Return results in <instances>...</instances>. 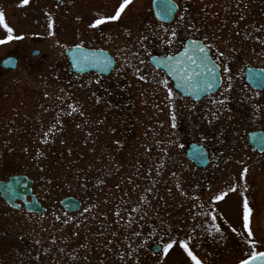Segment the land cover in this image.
Here are the masks:
<instances>
[{
	"label": "rangeland",
	"instance_id": "374dc122",
	"mask_svg": "<svg viewBox=\"0 0 264 264\" xmlns=\"http://www.w3.org/2000/svg\"><path fill=\"white\" fill-rule=\"evenodd\" d=\"M203 4L215 5L204 17L213 12L225 43H242L244 27H254L264 44V0ZM79 7L72 13L65 0H0L5 23L23 37L0 45V61L20 56L15 69L0 65V180L27 174L47 207L31 213L0 197V264H194L178 244L163 253L169 238L186 241L202 264H235L252 250L237 235L245 197L256 250H264V154L241 153L232 168L238 175L197 193L170 129L166 94L139 59L121 67L131 82L121 92L113 79L67 69L65 49L80 42ZM89 33L81 39L103 44L104 36ZM67 196L79 198L81 209L65 211L60 200Z\"/></svg>",
	"mask_w": 264,
	"mask_h": 264
},
{
	"label": "flooded vegetation",
	"instance_id": "af4514ba",
	"mask_svg": "<svg viewBox=\"0 0 264 264\" xmlns=\"http://www.w3.org/2000/svg\"><path fill=\"white\" fill-rule=\"evenodd\" d=\"M104 1L65 0L72 13L73 4H80L74 14L82 22V25L78 26L80 34L75 30L80 42L68 48L79 44L88 49L104 52V58L114 62L109 73L91 71L83 75L93 74L102 82L113 79L112 81L117 82L115 86L118 92L131 85L130 81L125 80L121 67L139 65L134 62L135 59L143 61L141 65L147 70L148 79L151 77L149 81L160 85L166 94L170 129L179 151L191 165L192 186L197 189V193L205 191L212 185L213 180L219 177L230 178L238 175L232 168L237 166L235 159L241 153L264 154V151L258 150L251 140V136L264 134V81L259 80V75L255 81L249 76L250 71L257 74L264 71L263 36L256 32L254 27L249 28L250 30L244 27L242 43H225L220 30L216 28L213 12L207 19L204 17V14L215 6L214 4L205 7L204 0H174L177 8L172 17L161 20L157 13L165 0L156 7L154 0H132L118 20L109 21L96 29L90 28V23L98 15L114 14L122 2L112 0L110 5H106ZM88 4H95L96 7L102 4L103 8H87ZM249 10L252 11L251 8ZM74 26L69 25V33L74 32ZM173 30L176 32L174 38ZM87 32L99 34L97 39L100 40L104 36L103 44L89 45L86 40L81 39ZM255 36L258 39L256 41L253 38ZM193 40L204 46L211 61L218 65L221 79L217 86L211 89L206 87L207 92L186 94L175 86L169 71L160 64L157 65L156 60L176 56L177 60H183V65L179 64L182 74L185 69L189 73L193 70L199 71L200 67L188 63L183 57L186 50L194 47L189 44ZM254 49H259V53L250 54ZM139 52L141 54L137 57ZM221 52L223 56L219 55ZM7 55H14L18 60L20 58L18 54ZM196 55L199 56L198 53ZM65 60L71 74L83 76L72 71L68 57H65ZM224 67L229 69L228 73L223 71ZM229 76L231 81L228 80ZM201 78L200 80L205 82L206 75ZM164 81H167V85ZM187 87L193 92L194 89L202 88L196 76L185 86ZM169 88L173 93L171 98L168 97ZM220 100H224V103H213ZM188 154L194 157V160L188 158Z\"/></svg>",
	"mask_w": 264,
	"mask_h": 264
},
{
	"label": "snow or ice",
	"instance_id": "6c2138e0",
	"mask_svg": "<svg viewBox=\"0 0 264 264\" xmlns=\"http://www.w3.org/2000/svg\"><path fill=\"white\" fill-rule=\"evenodd\" d=\"M24 4H27L29 0H22ZM132 3V0H122V2L119 4V6L115 9L114 14L111 15H98L96 19H94L89 27L96 29L100 26L104 25L105 23L109 21H116L121 17V14L125 12V9ZM177 8V5L175 4L174 0H165V3L163 6L159 9L157 16L161 20H168L170 17H172L174 10ZM183 20V17L180 18ZM0 25H3V28L6 29V36L5 38L0 39V45L6 44L12 40H21L23 39L22 36L19 35H13V28H11L7 23H5L4 13L0 11ZM51 27V24L49 25ZM167 31V30H166ZM176 36L175 30L172 31V37L174 38ZM171 43V40L169 41ZM190 45H194V47H190L188 50H186L183 53V57L187 59L188 63L192 65H197L200 67L203 71L202 72H195L193 70L191 73L188 72L187 69H185L184 73L179 75L177 77L178 81H181L177 83V88H183L187 84H189L195 76L199 75H206L205 79V85L208 89H211L215 87L221 77L219 76L218 72V65L211 61V58L208 55V52L206 51L205 47L202 46L198 41H190ZM77 52L81 51V45L77 44L76 46ZM190 52L192 54H190ZM196 53L199 54V56L196 55ZM92 55H95L94 53ZM220 56H223L224 54L221 52L219 53ZM88 57H85V60H87ZM156 60V58H153ZM73 60L77 61L76 56H73ZM173 60L172 56H167L164 58L163 61L156 60L157 65L160 63H164L165 66L169 67L170 69L173 68V65L169 63ZM10 62V61H6ZM78 62V61H77ZM105 64L110 63L109 60L105 59ZM143 63V61H141ZM178 64L183 65V60H178ZM211 65V66H209ZM223 71L225 73L229 72V69L227 67L223 68ZM173 74H175V70H173ZM259 75V80L264 81V71H262L260 74H257L255 72L250 71L249 76L254 81L257 79V76ZM140 79H144L143 76L140 77ZM228 80L231 81V77H228ZM165 85H167V81H164ZM231 85L229 84V87ZM173 95L171 88L168 89V97L171 98ZM213 103H220L223 104L224 100L220 101H213ZM174 119V117H173ZM175 127V125H173ZM262 145H264V136L260 138L259 141ZM247 172V169L243 170L242 176L244 173ZM234 188H230V191H234ZM226 194L221 193L214 197V200L219 201L221 200ZM252 215V208L249 206L248 199L245 197L243 199V232L237 233V235L244 236L245 239L242 241V243H245L251 247V251L246 255V257L240 258L238 261V264H264V251H258L256 250L257 241L254 238L253 231L250 227V217ZM216 217L213 216V220H215ZM216 231H220L219 227L216 228ZM231 231L233 233H236V229L232 228ZM136 235H139V233H136ZM183 249V251L187 254V256L191 259V261L194 262V264H202V261L197 258V256L193 253L192 249L189 247L188 243L184 240H180L179 242L176 240H173L169 238V241L164 242L162 245V251L165 255L168 254L169 250L173 248L174 245H177Z\"/></svg>",
	"mask_w": 264,
	"mask_h": 264
},
{
	"label": "water",
	"instance_id": "95a60500",
	"mask_svg": "<svg viewBox=\"0 0 264 264\" xmlns=\"http://www.w3.org/2000/svg\"><path fill=\"white\" fill-rule=\"evenodd\" d=\"M51 1H55V0H51ZM161 1L162 0H155V2H158V4ZM37 52H38L37 50L34 51V53ZM93 53L95 55H92ZM67 54L71 59L73 70L78 73H85L90 70H96L98 72L107 73L113 64L112 62L105 64L103 61L105 60V58L101 54V52L87 50L82 47L80 52H77L76 47H73L67 50ZM74 55L76 56L78 62L73 60ZM85 57H88V59L85 60ZM6 61H10V62H6ZM169 63L173 65L172 69L165 66V64L164 66L168 69L169 73L174 78L175 85H177V83L181 82L178 81L177 77L182 74L180 66L177 63V58L173 59ZM2 65L4 67L15 68L17 65L16 59L13 57H7L3 59ZM173 70H175V74H173ZM200 72H202L201 68H200ZM201 77H202L201 75L196 76L197 82L200 83L202 88L200 90L197 89L194 90L199 91V93L207 92L208 90L206 91L205 89L206 88L205 82L200 80L202 79ZM190 92L192 93L191 90ZM261 137H262L261 135L260 137L255 136L253 138V143L259 150H264V145H262L259 142ZM189 156L194 159V157H192L191 155ZM33 183H34L33 179L29 178L27 175L24 174L11 175L5 180H0V197L3 198L9 205H11L14 208L17 209L21 208V204L17 202L19 200L24 203V207L28 211L42 213L46 210V208L41 204L36 194L33 192ZM60 203L65 208V210L69 212L78 210L81 207V202L73 196L64 197L63 199H61ZM154 249L157 251L158 246H154Z\"/></svg>",
	"mask_w": 264,
	"mask_h": 264
},
{
	"label": "trees",
	"instance_id": "16d2710c",
	"mask_svg": "<svg viewBox=\"0 0 264 264\" xmlns=\"http://www.w3.org/2000/svg\"><path fill=\"white\" fill-rule=\"evenodd\" d=\"M39 156H43V155H42V154H40ZM40 169H41V168H40ZM39 179H40V180H42V178H40V177H39ZM79 179H81V181L83 180V179H82V177H81V178H79ZM36 181H37V180H36Z\"/></svg>",
	"mask_w": 264,
	"mask_h": 264
}]
</instances>
